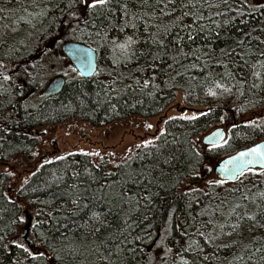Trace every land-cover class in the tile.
Returning <instances> with one entry per match:
<instances>
[{"label": "snow or ice", "instance_id": "snow-or-ice-1", "mask_svg": "<svg viewBox=\"0 0 264 264\" xmlns=\"http://www.w3.org/2000/svg\"><path fill=\"white\" fill-rule=\"evenodd\" d=\"M32 4L40 8L32 19L48 21L51 30L57 26L56 14L59 13L60 26L66 25L73 34L86 32L88 36L95 37L97 50H102L101 58L108 54L111 69L105 73L97 63L92 76L99 89L96 102H107L113 110L117 102L129 93L132 96L137 93L153 95L160 88V83L156 82L158 78L165 85L177 77L199 80L207 85L206 94L212 97L231 95L233 88L239 95H244L245 91L253 95L264 92V3H253L252 0H47L40 7L36 0H32ZM5 10L6 7H0V13ZM249 18L256 20L257 26L250 25ZM213 41H220L223 47L220 44L213 46ZM74 55L85 68H93V59L86 51L77 49ZM7 67L0 61V69L5 70L0 71V76L5 81L11 79ZM102 75L104 78L100 79ZM82 77L83 74L81 94L87 96L88 93L83 92ZM121 84L123 87L117 86ZM150 87L152 91L146 92ZM101 94L104 100L99 99ZM206 115L208 112L169 116L163 123L175 119L195 121L198 116ZM219 119L224 121L227 117L220 116ZM246 126L260 127L254 120L246 122ZM145 127L151 130L153 124L147 123ZM236 127L232 125V128ZM158 131L159 135L135 145L137 149L146 150L144 155H151L154 151L157 154L155 162L151 167L124 173L126 178L118 189L100 182L88 167L83 169L84 179H81V171L71 169V183L65 180L64 175L53 173L48 187L55 184L58 191L51 194L50 200L41 203L48 206V211L43 214L55 222L52 230L59 234V239L52 232H40L36 236L37 224H32L33 243L28 244V238H21L29 223L27 206L14 205L19 215L11 223L18 231L7 243H4L7 233L0 234V248L8 251L14 246L19 250L20 255L13 264H135L137 254L147 256L145 264H204L210 259H220L215 252L212 256L206 254L209 245L214 249L222 247L231 254V259L226 255L221 264H264V255L254 260L252 251L255 248V252L264 253V237L260 241L252 237L247 243L243 239L244 232L264 229V191L252 193L251 190L241 191L240 187L249 176L264 177V142L239 151L221 166L220 172L238 182L229 190V195L240 193L239 202L233 204L227 213L224 206L231 202L227 196L220 198V193L216 192L226 184L224 179H208L204 188L193 182L201 175L199 168L213 172L211 154L228 146L231 137L224 139V133L219 129L207 137L208 148L203 158L202 150L193 146L196 161L184 177L189 181L188 185L181 190L184 207L168 205L165 216L157 225L154 223V200L158 193L153 189L165 187L163 178L168 173L162 165L170 163L167 157L160 159L164 154L155 142L162 140L165 129ZM81 154L100 156L99 152L84 153L83 150ZM72 155L75 153H68L69 157ZM138 158L143 157L138 154ZM66 159L63 155L55 157L57 161ZM131 159L133 157L129 156L124 164L116 167H128ZM203 159L209 163H204ZM49 163L52 161L47 159L43 162ZM7 174L13 175L11 172ZM28 182L25 178L21 189ZM60 184H64L63 190H59ZM93 185H98L95 190ZM201 197L208 199L209 204L203 206L201 213L194 215L193 204L201 203ZM250 197V203L255 205L258 213L238 211L246 208L244 201H249ZM181 212L184 219L177 218ZM65 221H71L75 227L69 228ZM233 236L236 239L229 243H217L223 237ZM256 243L260 246L255 247ZM145 248L150 251L145 253ZM234 248L239 252L232 254Z\"/></svg>", "mask_w": 264, "mask_h": 264}, {"label": "trees", "instance_id": "trees-1", "mask_svg": "<svg viewBox=\"0 0 264 264\" xmlns=\"http://www.w3.org/2000/svg\"><path fill=\"white\" fill-rule=\"evenodd\" d=\"M252 2L257 3L256 0H252ZM36 3L43 7L47 0H36ZM0 7H6V10L0 13V61L8 66L6 71L11 77L10 80L5 81L3 76H0V163L6 162L15 156L31 154L38 145L39 139L34 134V130L38 127L56 125L71 119L85 121L95 127H102L132 115L146 118L157 117L174 104L178 95H182L186 105L200 108L202 109L200 112H208V115L198 116L195 121L182 119L169 121L165 124L164 137L156 142L160 145L164 154L160 159L163 160L164 157H167L170 161L169 164L162 165L164 171L168 173L163 178L165 187L153 189L158 193L154 200V223L158 225L160 219L165 216L168 205L175 204L181 209L184 207L185 199L181 198V190L188 184L189 181L184 177L196 161L193 155L194 138L201 132L208 130L213 124L218 123L220 121L219 117L224 116L229 107H235L236 116L240 119V122L236 128L231 130L229 145L212 153V160L235 154L264 138V130H262L264 124L252 128L246 126L243 120L248 115L254 114L264 107V100L261 99L264 97V92H257L256 95H253L251 92L245 91L244 95H239L236 89L233 88L231 95L225 94L212 97L206 94L207 85L200 83L199 80L190 81L187 77L184 79L177 77L175 81H169L165 85L158 78L156 82L160 83V88L153 95L137 93V95L132 96L129 93L117 102L115 110L109 107L107 102L98 104L96 102V92L99 89L94 82V77L87 79L82 77L84 80L83 92L88 93L87 96L82 95L81 75L78 73L69 76L63 73L64 62L66 60L70 61L60 49L62 42L66 40L82 42L92 46L96 49L98 64L105 69L106 73L112 67L111 60L108 58V54H104L101 58L102 50H97L95 37L88 36L86 32L73 34L66 25L60 26L59 13L56 14L57 26L49 30L48 21L32 19V15L40 10L39 7H33L32 0H0ZM21 16L24 17L23 20L20 19ZM28 20L32 22L27 23ZM249 24L257 26L256 20L251 18H249ZM56 39L60 40L59 44L54 43ZM212 43L213 46L220 44L223 47L220 41H213ZM25 70H27L26 74ZM0 71L5 70L0 69ZM55 75L65 77L64 88L55 96L42 95L46 83ZM147 75H151V73H147ZM103 78L102 75L100 79ZM104 82L108 83L107 80ZM117 86L123 87L122 84ZM147 91H152L151 87ZM99 99L104 100L103 94ZM130 104L136 106L130 107ZM238 109H243V111ZM195 149L198 150L196 146ZM145 151V149L138 150L133 159L128 160V167H115L113 171L107 170L104 165L96 168L91 158L81 153H75L70 157L67 155V159L64 161L54 160L52 163L43 164V167L35 171L36 175H32L23 189H14L15 187L10 186L11 176L6 172H0V234L7 233L4 243L12 239L18 231L16 226L11 223L19 215L14 205L27 206L29 223L24 230H29L31 236V241L27 240L28 244L33 243L32 224H37L36 236L40 232H52V235L57 236V239H59V234L52 230L55 222L43 214L48 211V206L41 203V201L50 200L51 194L58 191L55 184L48 187L53 180V173L57 176L64 175L65 180L71 183V169L81 171V179H84L83 169L88 167L94 176L99 177L100 182H106L111 184L114 189H118L120 182L126 178L124 173L133 169L139 170L142 167H151L155 162L157 154L153 151L151 155H144ZM138 154L143 158H138ZM203 156L204 154L201 153L202 158ZM203 162L209 163L207 159H203ZM202 169L199 168L198 170L201 171ZM109 172L113 175L107 176L106 174ZM177 181H182V183H177ZM237 183L226 181L222 188L216 189V192L220 193V198L227 196L231 202L225 204V213L233 204L239 202V192L229 195V190ZM97 186L93 185V190ZM240 187L241 191L251 190L252 193L258 190L264 191V177L249 176L243 180V185ZM63 188L64 184H60L59 190H63ZM250 199L251 197L249 201H244L246 208L242 207L238 211L247 210L249 214L258 213L259 210L254 204L250 203ZM218 202L219 200L216 201V203ZM257 203H259V200H257ZM207 204H209L208 199L201 197V203L193 204V214L198 215L201 213L203 206ZM37 213L42 214L37 216ZM217 217H220L219 213H217ZM177 218L184 219L185 217L181 212L177 214ZM198 218L208 219V217ZM220 219L223 222V218ZM230 219L234 220L235 217ZM37 221L43 223L38 224ZM64 223L69 228L75 227L71 221H65ZM77 223H82V221H77ZM189 223L192 222L189 220ZM185 226L187 227V225ZM191 230L189 229V231ZM68 234L71 235V233ZM252 237H255L256 241H260V238L264 237V229L255 228L252 232H244L243 234L245 243ZM193 238L200 239L199 237ZM232 239H236V237H223L217 243H229ZM259 246V243L255 244V247ZM148 251L150 249L145 248V253ZM252 251L254 252V260L264 255V253L255 252V248H252ZM213 252L220 259H210L205 261L204 264H221L226 255L228 259H231V254H227L224 248L214 249L212 245H209L206 254L212 256ZM237 252H239V249L234 248L232 254ZM19 255V250L15 249L14 246L8 251L0 248V264H13V261ZM245 258L247 259V257ZM146 260V255L137 254L135 264H145Z\"/></svg>", "mask_w": 264, "mask_h": 264}, {"label": "rangeland", "instance_id": "rangeland-1", "mask_svg": "<svg viewBox=\"0 0 264 264\" xmlns=\"http://www.w3.org/2000/svg\"><path fill=\"white\" fill-rule=\"evenodd\" d=\"M256 2L264 3V0H256ZM54 43L59 44L60 40L56 39ZM62 68L63 73L65 74L67 72L69 76L78 74L77 71H71L74 67L67 60L64 62ZM201 110L200 108H193L186 105L183 96L178 95L174 104L162 115L157 117L146 118L132 115L102 127H95L88 122L77 119H71L56 125L41 126L34 130V134L39 141L33 152L29 155L22 154L15 156L6 162L0 163V172L13 173V175H10V186L15 187L14 189H19L21 188L23 180L28 178L29 181L32 177L31 173L39 170L44 160L54 161L56 156H67L68 153H81V150L84 153L99 152L100 156L98 157L89 156L92 162L95 165H104L107 170L113 171L116 165L124 163L129 156L133 157L140 150L135 145L140 144L143 139H150L153 135H159L158 130L160 128L165 129L163 121L169 116L179 117L181 115L198 114ZM224 116L227 119L213 124L208 130L201 132L194 138L195 146L198 150H202V154L207 152L208 148L203 143L206 136L222 128L226 132V139H229L231 133L229 129L232 130V125H238L240 122V119L236 116L235 107H229ZM243 120L245 124L252 120L256 121L258 125L264 124V107L254 114L248 115ZM147 123L153 124L151 130L145 127ZM263 140L264 138L261 141ZM129 149H131V152L128 151ZM101 157H103V160H101ZM224 158L211 160L210 163L213 167V172L210 173L202 169L200 171V177L193 183L204 188L205 182L208 179H219L215 175V167ZM21 238H28L27 240L30 242L31 236L29 230H24L23 237Z\"/></svg>", "mask_w": 264, "mask_h": 264}, {"label": "water", "instance_id": "water-1", "mask_svg": "<svg viewBox=\"0 0 264 264\" xmlns=\"http://www.w3.org/2000/svg\"><path fill=\"white\" fill-rule=\"evenodd\" d=\"M60 49H61V52L69 59V61L71 62V64L75 67V69L77 70V72L80 75L83 74V78L87 79V78L93 77L92 76V72L95 71V65L98 63V61H97V52H96V50L92 46H90L88 44H85V43H82V42L66 40V41H63L62 42V44L60 46ZM77 49L86 51L87 54H88V56L93 59V68L91 70L85 68L76 59V56L74 55V50H77ZM65 83H66V79H65V77L63 75H56L48 83V85L44 88V90L42 91V95H44V96H55V95H58L62 91V89L64 88ZM217 130H215L214 132H216ZM219 130H221L224 133V137L223 138L226 139V132H225V130L222 129V128H220ZM214 132H212L210 135H208V136L205 137V139L203 141L204 145H207L206 138L212 136V134ZM217 140L219 141L220 138L218 137ZM261 142H264V140L263 141H260L258 143H261ZM252 146H250V147H252ZM245 149H242L240 151H243ZM238 152H236L235 154H232V155H229V156L225 157L224 159H222L216 165V167H215V175L219 179H224L227 182H234V181L231 180L230 177H228L224 173L220 172V168L224 164V162L228 161L230 157L235 156Z\"/></svg>", "mask_w": 264, "mask_h": 264}, {"label": "bare ground", "instance_id": "bare-ground-1", "mask_svg": "<svg viewBox=\"0 0 264 264\" xmlns=\"http://www.w3.org/2000/svg\"><path fill=\"white\" fill-rule=\"evenodd\" d=\"M96 50V49H95ZM192 231V230H191Z\"/></svg>", "mask_w": 264, "mask_h": 264}]
</instances>
